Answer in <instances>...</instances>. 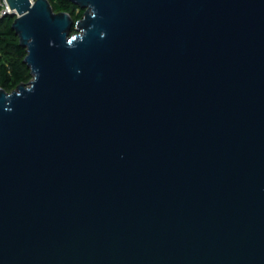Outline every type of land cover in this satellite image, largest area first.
<instances>
[{
  "label": "water",
  "instance_id": "obj_1",
  "mask_svg": "<svg viewBox=\"0 0 264 264\" xmlns=\"http://www.w3.org/2000/svg\"><path fill=\"white\" fill-rule=\"evenodd\" d=\"M70 1L7 0L0 264H264V0Z\"/></svg>",
  "mask_w": 264,
  "mask_h": 264
},
{
  "label": "trees",
  "instance_id": "obj_2",
  "mask_svg": "<svg viewBox=\"0 0 264 264\" xmlns=\"http://www.w3.org/2000/svg\"><path fill=\"white\" fill-rule=\"evenodd\" d=\"M55 13H68L77 23L84 16L85 10L70 0H49ZM13 16L0 19V88L11 93L18 86L32 80L31 70L24 62L27 51L20 44L19 37L13 30ZM76 34L75 28L71 35Z\"/></svg>",
  "mask_w": 264,
  "mask_h": 264
},
{
  "label": "built area",
  "instance_id": "obj_3",
  "mask_svg": "<svg viewBox=\"0 0 264 264\" xmlns=\"http://www.w3.org/2000/svg\"><path fill=\"white\" fill-rule=\"evenodd\" d=\"M32 3L35 2V0H31ZM6 16H13L14 18L18 17V13L16 10H12L7 2V0H0V19L4 18Z\"/></svg>",
  "mask_w": 264,
  "mask_h": 264
}]
</instances>
